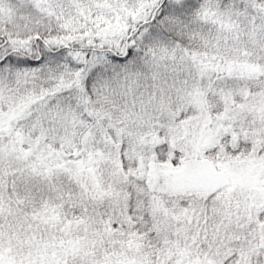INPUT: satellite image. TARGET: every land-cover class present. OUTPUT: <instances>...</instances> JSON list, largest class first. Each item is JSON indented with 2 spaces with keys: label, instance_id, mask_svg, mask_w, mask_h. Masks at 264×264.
Returning a JSON list of instances; mask_svg holds the SVG:
<instances>
[{
  "label": "snow or ice",
  "instance_id": "snow-or-ice-1",
  "mask_svg": "<svg viewBox=\"0 0 264 264\" xmlns=\"http://www.w3.org/2000/svg\"><path fill=\"white\" fill-rule=\"evenodd\" d=\"M0 264H264V0H0Z\"/></svg>",
  "mask_w": 264,
  "mask_h": 264
}]
</instances>
